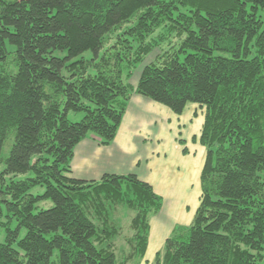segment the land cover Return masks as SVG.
I'll list each match as a JSON object with an SVG mask.
<instances>
[{"label":"trees","instance_id":"trees-1","mask_svg":"<svg viewBox=\"0 0 264 264\" xmlns=\"http://www.w3.org/2000/svg\"><path fill=\"white\" fill-rule=\"evenodd\" d=\"M134 94L206 110L200 206L151 264H264V0H0V159L15 136L0 264L143 263L162 197L136 175L72 170L89 135L114 142Z\"/></svg>","mask_w":264,"mask_h":264},{"label":"crops","instance_id":"crops-1","mask_svg":"<svg viewBox=\"0 0 264 264\" xmlns=\"http://www.w3.org/2000/svg\"><path fill=\"white\" fill-rule=\"evenodd\" d=\"M205 115V108L196 104L176 115L134 94L110 146L101 145L89 135L75 149V179L90 182L106 175H136L162 197V210L151 219L149 246L142 264L154 261L175 228L190 226L200 206L207 150L199 139Z\"/></svg>","mask_w":264,"mask_h":264},{"label":"rangeland","instance_id":"rangeland-1","mask_svg":"<svg viewBox=\"0 0 264 264\" xmlns=\"http://www.w3.org/2000/svg\"><path fill=\"white\" fill-rule=\"evenodd\" d=\"M178 42V40L176 39H172L171 43L172 45H176ZM179 43V42H178ZM10 50H12V47L8 46ZM160 54V50H156L152 55H150L147 60L140 64L132 79H131V84L136 85L140 79V76L145 68L146 65H148L150 62H152L158 55ZM86 58H91L92 54L91 53H87L84 55ZM84 118V114H74V113H70L69 115V119L72 122H80L82 119ZM15 141V136L11 135L8 139V141L5 143L3 150H2V155H1V159H0V173L4 172L5 168H6V159L9 158L10 156V152L12 150V146L14 144ZM36 161V158L33 159V163ZM33 173H28V174H23V175H7L6 176V182L10 183L11 181L13 182H19V181H24L26 179H29L31 177H33ZM45 192V189L43 187H37L35 189L32 190V194L37 196V195H42ZM53 202L48 200V201H43L40 202L37 206H36V210L35 213H39L41 211L44 210H49L53 207ZM10 223V219L8 217V215H5L4 217L0 218V243H3L5 241L6 238V234H7V225ZM17 226L16 221L12 220V223L10 224V228L15 229ZM25 231L22 233L21 237H24L25 235Z\"/></svg>","mask_w":264,"mask_h":264}]
</instances>
